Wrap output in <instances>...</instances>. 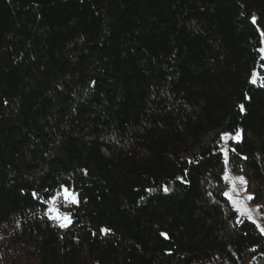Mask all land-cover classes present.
<instances>
[{
    "label": "trees",
    "instance_id": "obj_1",
    "mask_svg": "<svg viewBox=\"0 0 264 264\" xmlns=\"http://www.w3.org/2000/svg\"><path fill=\"white\" fill-rule=\"evenodd\" d=\"M263 49L264 0H0V264L262 257Z\"/></svg>",
    "mask_w": 264,
    "mask_h": 264
},
{
    "label": "rangeland",
    "instance_id": "obj_2",
    "mask_svg": "<svg viewBox=\"0 0 264 264\" xmlns=\"http://www.w3.org/2000/svg\"><path fill=\"white\" fill-rule=\"evenodd\" d=\"M235 138H237V135ZM241 177L243 178L244 182H241L239 179ZM225 179L227 181L225 195L226 193L228 194L226 196L231 201L233 207L237 209L240 216L255 222L262 231V229H264L262 212L259 205L254 204L251 199H248L251 194L247 192L245 176L243 174H235L229 170H226ZM65 189H67L69 193L74 194L75 200L77 199L75 192L68 188H63L49 201V215L51 220L59 226L65 225L63 227H66L71 223V216L69 212L66 211V207L69 206L72 201L65 199ZM242 193H245V196L241 195ZM64 217H68V219H64ZM262 232L264 233V231ZM244 264H264V255L257 259H249Z\"/></svg>",
    "mask_w": 264,
    "mask_h": 264
},
{
    "label": "snow or ice",
    "instance_id": "obj_3",
    "mask_svg": "<svg viewBox=\"0 0 264 264\" xmlns=\"http://www.w3.org/2000/svg\"><path fill=\"white\" fill-rule=\"evenodd\" d=\"M241 109L243 110V105H241ZM227 135H228V134H225V136H227ZM236 135H237V137H239V133H237ZM226 155H227V153L225 152V156H226ZM239 179L241 180V182H244L242 177L239 178ZM165 191H167V189H165ZM64 194H65V199H66V200H71V201L74 202V203L76 202L74 194L69 193L67 189H65ZM33 195H35V193H34ZM226 195H228V194L226 193ZM248 199H252V197L249 196ZM249 218H251V217H249ZM64 219H68V217H64ZM61 226L63 227V226H65V225H61ZM262 231H264V229H262ZM162 235H166V234H162Z\"/></svg>",
    "mask_w": 264,
    "mask_h": 264
},
{
    "label": "built area",
    "instance_id": "obj_4",
    "mask_svg": "<svg viewBox=\"0 0 264 264\" xmlns=\"http://www.w3.org/2000/svg\"><path fill=\"white\" fill-rule=\"evenodd\" d=\"M222 148H223L224 150L227 148L226 145H225V143L222 145ZM241 195L245 196V193H242ZM237 196H238V194H237Z\"/></svg>",
    "mask_w": 264,
    "mask_h": 264
}]
</instances>
